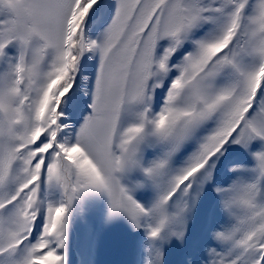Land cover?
I'll return each instance as SVG.
<instances>
[{
	"label": "snow or ice",
	"instance_id": "obj_1",
	"mask_svg": "<svg viewBox=\"0 0 264 264\" xmlns=\"http://www.w3.org/2000/svg\"><path fill=\"white\" fill-rule=\"evenodd\" d=\"M78 221L264 264V0H0V264H72Z\"/></svg>",
	"mask_w": 264,
	"mask_h": 264
},
{
	"label": "bare ground",
	"instance_id": "obj_2",
	"mask_svg": "<svg viewBox=\"0 0 264 264\" xmlns=\"http://www.w3.org/2000/svg\"><path fill=\"white\" fill-rule=\"evenodd\" d=\"M131 237L123 223L92 233L88 224L78 221L72 234V264H80L81 252L95 243V264H134ZM115 242V245L113 246ZM109 243L113 246L109 249Z\"/></svg>",
	"mask_w": 264,
	"mask_h": 264
},
{
	"label": "rangeland",
	"instance_id": "obj_3",
	"mask_svg": "<svg viewBox=\"0 0 264 264\" xmlns=\"http://www.w3.org/2000/svg\"><path fill=\"white\" fill-rule=\"evenodd\" d=\"M114 245H115V242H114L113 246ZM113 246L111 245V243H109V249H111Z\"/></svg>",
	"mask_w": 264,
	"mask_h": 264
}]
</instances>
